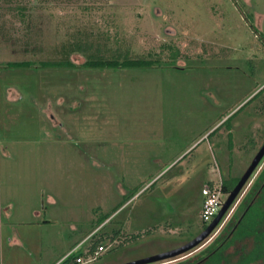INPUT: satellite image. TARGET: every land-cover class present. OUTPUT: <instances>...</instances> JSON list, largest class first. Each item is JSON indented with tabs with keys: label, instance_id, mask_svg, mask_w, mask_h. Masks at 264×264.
Listing matches in <instances>:
<instances>
[{
	"label": "rangeland",
	"instance_id": "rangeland-1",
	"mask_svg": "<svg viewBox=\"0 0 264 264\" xmlns=\"http://www.w3.org/2000/svg\"><path fill=\"white\" fill-rule=\"evenodd\" d=\"M92 55L152 66H81ZM263 144L264 0H0V264L187 244L210 224L205 185L233 186ZM263 171L207 240L153 264L207 249Z\"/></svg>",
	"mask_w": 264,
	"mask_h": 264
},
{
	"label": "trees",
	"instance_id": "trees-1",
	"mask_svg": "<svg viewBox=\"0 0 264 264\" xmlns=\"http://www.w3.org/2000/svg\"><path fill=\"white\" fill-rule=\"evenodd\" d=\"M19 12L23 18H26L24 13L25 7H19ZM85 47L78 43L72 48L74 52L84 51ZM45 66H75L76 63L69 58H64L59 61L42 62ZM18 66H30L28 61L17 62ZM81 66L88 68H120L134 67L143 68L152 66V63L147 60H102L95 59L93 55L87 59ZM237 180L233 186L223 181V190L226 194L237 185ZM104 222V221H103ZM102 222V223H103ZM245 241V245L241 250H237L234 254L228 253L231 247L237 243ZM250 241V244L249 242ZM97 246H93L88 254L94 253ZM240 255L236 261H233L232 256ZM83 256L70 255L60 264H77V259ZM259 261H264V171L254 183L252 189L236 210L233 217L230 219L222 234L204 251L197 256L177 264H255Z\"/></svg>",
	"mask_w": 264,
	"mask_h": 264
},
{
	"label": "water",
	"instance_id": "water-1",
	"mask_svg": "<svg viewBox=\"0 0 264 264\" xmlns=\"http://www.w3.org/2000/svg\"><path fill=\"white\" fill-rule=\"evenodd\" d=\"M264 159V144L261 147V149L258 151L256 156L254 157L251 165L249 168L246 170L244 175L240 178L239 182L237 185L234 187V189L230 192L229 197L227 198L226 203L224 204L223 208L217 215V217L208 225V227L201 233L199 234L195 239L190 241L187 244H184L178 248L172 249L170 251L160 253L157 255H153L150 257H146L143 259L135 260L132 262L124 263V264H153L157 263L160 261H165L168 259H172L175 257H178L180 255H183L194 248L198 247L201 245L205 240H207L213 233L214 231L219 227L221 222L223 221L224 217L227 215L239 195L241 194L242 190L244 187L247 185L257 168L260 166L261 162Z\"/></svg>",
	"mask_w": 264,
	"mask_h": 264
},
{
	"label": "built area",
	"instance_id": "built-area-1",
	"mask_svg": "<svg viewBox=\"0 0 264 264\" xmlns=\"http://www.w3.org/2000/svg\"><path fill=\"white\" fill-rule=\"evenodd\" d=\"M203 195H204V202H203L202 217L204 222L211 223L223 208L224 204L227 201V198L229 197V194H226L224 192L223 181H222L221 183H219V185H213V184L205 185V187L203 188ZM103 251H105V247L100 246L94 253L89 254L88 258L79 257L77 259V264H91L98 259L99 255ZM70 255H72V252L69 253L65 257V259L68 258Z\"/></svg>",
	"mask_w": 264,
	"mask_h": 264
},
{
	"label": "crops",
	"instance_id": "crops-1",
	"mask_svg": "<svg viewBox=\"0 0 264 264\" xmlns=\"http://www.w3.org/2000/svg\"><path fill=\"white\" fill-rule=\"evenodd\" d=\"M77 245L79 246V244H77ZM77 245H76L75 247H78ZM174 249H175V248H174ZM69 253H70V252H69ZM69 253H67V254H66L61 260L63 261V260L65 259V257H66ZM61 260H59V262H60ZM59 262H58V263H59Z\"/></svg>",
	"mask_w": 264,
	"mask_h": 264
}]
</instances>
